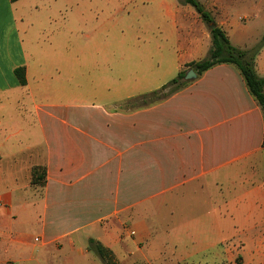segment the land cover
<instances>
[{
	"label": "crops",
	"instance_id": "obj_1",
	"mask_svg": "<svg viewBox=\"0 0 264 264\" xmlns=\"http://www.w3.org/2000/svg\"><path fill=\"white\" fill-rule=\"evenodd\" d=\"M206 1L233 44L235 23ZM251 10L264 21L261 3ZM55 17L39 0H0V264H74L90 257V239L118 264H264V112L240 71L217 65L124 111L159 87L160 51L130 63L101 25L88 24L84 42L79 19L46 36ZM164 17L179 28L188 72L210 53V30L183 5ZM255 71L264 78V47ZM38 165L43 187L32 185Z\"/></svg>",
	"mask_w": 264,
	"mask_h": 264
},
{
	"label": "rangeland",
	"instance_id": "obj_2",
	"mask_svg": "<svg viewBox=\"0 0 264 264\" xmlns=\"http://www.w3.org/2000/svg\"><path fill=\"white\" fill-rule=\"evenodd\" d=\"M198 1L207 9L206 0ZM208 1L212 4L211 7L218 10L223 17H228L231 24L235 23V25H231L232 31L228 32L231 33L236 48L240 45L236 41L237 38L240 39L245 32L250 34L249 41L244 45L247 46V50L260 44L264 35V21L261 18L254 20L250 14L252 13L251 8L256 3H261L262 11H264V0H221L217 5H213L211 0ZM39 2L50 5L56 13L57 22L48 30L46 36L53 35L54 28L57 26L65 25L72 19H79L81 20V30L78 36L84 42L89 43L90 39H87L86 35L91 33L85 28L88 27V24L93 27L101 25L99 28H102L104 34L109 38L107 45L111 47V51L118 55L128 54L130 63L135 64L138 61L137 56L144 49L151 47L160 51L162 55L160 61L161 81L159 87L154 91L161 89L178 77L181 71L180 60L187 52L182 48L179 28L175 25V21L168 17L165 18L164 12L167 9L174 10L176 4L196 11L192 6L182 4L179 0H39ZM208 11L213 15L212 11ZM240 17L247 18L242 21L239 19ZM206 26L211 30V25ZM204 58L202 60L206 59ZM148 93L150 92L144 94ZM84 228L88 230V226ZM83 248L89 250L87 244L83 245ZM89 255L90 257L86 258L75 255L74 264H89L90 258L96 256L92 251Z\"/></svg>",
	"mask_w": 264,
	"mask_h": 264
},
{
	"label": "trees",
	"instance_id": "obj_3",
	"mask_svg": "<svg viewBox=\"0 0 264 264\" xmlns=\"http://www.w3.org/2000/svg\"><path fill=\"white\" fill-rule=\"evenodd\" d=\"M17 2L19 0H11ZM182 4L195 8L200 19L206 25H215L210 30L211 50L208 58L201 61H194L187 65L188 69H193L197 76H202L205 72L221 64L234 65L241 73L251 95L257 101L264 112V78L257 75L255 71V59L264 47V35L260 44L250 50L236 48L230 41L227 33L217 25L213 15L198 0H179ZM18 83L21 86L27 85L26 69L18 68L15 71ZM187 71H181L177 78L161 89L144 94L128 100L121 106L124 111H136L148 108L168 99L170 96L186 88L191 81H186ZM47 181V168L44 165L34 166L32 169V185L43 187ZM89 251H92L101 259L103 264H118L113 252L104 247L99 241L90 239Z\"/></svg>",
	"mask_w": 264,
	"mask_h": 264
},
{
	"label": "water",
	"instance_id": "obj_4",
	"mask_svg": "<svg viewBox=\"0 0 264 264\" xmlns=\"http://www.w3.org/2000/svg\"><path fill=\"white\" fill-rule=\"evenodd\" d=\"M214 28H215V25L210 26V29H214ZM196 78H197V74L195 73L193 69H190L185 76L186 81H194Z\"/></svg>",
	"mask_w": 264,
	"mask_h": 264
}]
</instances>
